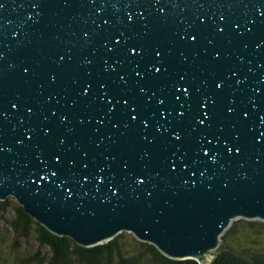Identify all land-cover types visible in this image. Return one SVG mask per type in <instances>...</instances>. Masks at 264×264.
Masks as SVG:
<instances>
[{
  "label": "water",
  "instance_id": "obj_1",
  "mask_svg": "<svg viewBox=\"0 0 264 264\" xmlns=\"http://www.w3.org/2000/svg\"><path fill=\"white\" fill-rule=\"evenodd\" d=\"M83 247L208 264L264 221V0H0V200Z\"/></svg>",
  "mask_w": 264,
  "mask_h": 264
},
{
  "label": "trees",
  "instance_id": "obj_2",
  "mask_svg": "<svg viewBox=\"0 0 264 264\" xmlns=\"http://www.w3.org/2000/svg\"><path fill=\"white\" fill-rule=\"evenodd\" d=\"M242 228H248L237 238ZM264 223L236 220L208 264H264V249L256 247ZM249 241L233 247L228 237ZM259 241V242H258ZM244 244V243H243ZM0 264H201L195 259H172L155 245L122 232L105 244L83 247L71 237L59 236L36 221L15 197L0 200Z\"/></svg>",
  "mask_w": 264,
  "mask_h": 264
},
{
  "label": "rangeland",
  "instance_id": "obj_3",
  "mask_svg": "<svg viewBox=\"0 0 264 264\" xmlns=\"http://www.w3.org/2000/svg\"><path fill=\"white\" fill-rule=\"evenodd\" d=\"M11 197V196H10ZM239 220H246V219H239ZM239 220H238V223H239ZM247 221H250V220H247ZM252 221V220H251ZM255 221V220H254ZM257 221H260V220H257ZM261 222H263L264 223V221H261ZM248 231V228H242L241 230H240V233L241 234H238V239L239 238H241L243 235H244V233L245 232H247ZM237 238H235V237H233V236H230V237H228V244L229 245H231V246H233V247H239L241 244L242 245H244L243 247H246V246H248L249 245V243H247V242H249V241H246V240H238ZM260 241V242H259ZM259 243H258V245L256 246V247H258V248H260V249H264V233H263V235L262 236H260V238H259ZM244 243V244H243Z\"/></svg>",
  "mask_w": 264,
  "mask_h": 264
}]
</instances>
